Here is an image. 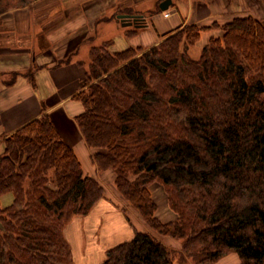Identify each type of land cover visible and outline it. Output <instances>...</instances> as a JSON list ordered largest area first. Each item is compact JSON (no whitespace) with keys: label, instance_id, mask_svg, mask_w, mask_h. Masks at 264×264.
<instances>
[{"label":"trees","instance_id":"obj_1","mask_svg":"<svg viewBox=\"0 0 264 264\" xmlns=\"http://www.w3.org/2000/svg\"><path fill=\"white\" fill-rule=\"evenodd\" d=\"M17 1L26 0H0V17L22 8ZM223 24L199 59L187 49L205 28L191 25L186 39L167 34L141 57L92 44L81 61L77 124L94 164L115 173V189L149 228L108 249L102 264H174L156 234L182 241L201 264L227 251L264 264V21ZM1 143L0 264H74L65 229L106 198L105 186L48 114ZM154 184L175 219L156 216Z\"/></svg>","mask_w":264,"mask_h":264},{"label":"crops","instance_id":"obj_2","mask_svg":"<svg viewBox=\"0 0 264 264\" xmlns=\"http://www.w3.org/2000/svg\"><path fill=\"white\" fill-rule=\"evenodd\" d=\"M197 1V9L209 11L205 19L195 15L198 24L211 19L224 23L229 21L226 14L228 11H217L215 3L212 4V11L207 0ZM223 3L225 7L231 5L229 0ZM194 11L197 12L191 7L192 15ZM188 13L185 16L183 13L174 16L171 13L167 21L154 20L157 25L163 26V30H167L181 25L183 17L189 18ZM172 17L175 20H171ZM16 19L15 23L8 25L6 21L9 18H1L8 26L0 28V140L40 118L42 114H48L64 141L76 151L84 172L96 176L92 169L95 165L87 161L85 153L89 147L76 121V117L84 111L82 102L75 99V96L83 90L86 66L81 63L85 59H80L75 53L82 49L85 41L80 40L74 46L70 44L72 42H64L63 50L60 46L62 44L54 45L52 39L49 40L42 29H36L29 19L25 27ZM144 20L140 21L144 23L143 28H136L147 32L150 26ZM9 76L12 77L8 79ZM112 202L107 198L102 199L89 215L75 217L66 227L65 236L72 247L76 264L78 261L102 264L108 249L130 241L135 235V229L141 230L129 213Z\"/></svg>","mask_w":264,"mask_h":264},{"label":"rangeland","instance_id":"obj_3","mask_svg":"<svg viewBox=\"0 0 264 264\" xmlns=\"http://www.w3.org/2000/svg\"><path fill=\"white\" fill-rule=\"evenodd\" d=\"M162 1L164 0H26L24 3L17 1L15 2V6L23 7L10 10L14 8V5H12V7L9 8L10 12L0 17V28L5 25V21L1 20V18L4 17L9 18V20L6 21L8 25L15 23L14 20L17 18L16 21L20 22L24 27L26 20L29 19V21L33 22L36 29L40 31L43 30L42 33L45 34L49 40L52 39L51 42H53L54 45L62 44L60 46H62L63 50L65 49L63 45L64 42H72L70 44L73 46L80 40L87 42L83 45L78 54L82 60H87L89 58L88 52L92 44L94 46H109L112 52H122L128 48H133L135 55L141 57L144 52L165 42L167 34L172 35L177 32H183V38L186 39L191 25H196L198 28L200 26L205 28V30H201L200 38L195 40V43L190 45L187 49V53L191 58L199 59L202 55L203 47L208 44L210 37H217L223 34L221 28L224 25L223 21L211 19L204 22V24H198L195 21L196 14L200 18L205 19V15L209 12L197 9L199 5L197 4V0H195L196 2H194V0H172L171 9L169 8L170 12L169 9L165 11L160 9L159 3ZM207 1L211 5L210 9L212 11L214 8H212V4L214 3L217 6L215 8L217 11H228L226 14L229 21L236 16L246 15H252L264 21V0H229L232 6L228 5L226 7L225 3H223L224 0ZM191 7L192 10H194V8L197 10V12L194 11V15L191 14ZM187 12H189V18L183 17L182 24L179 26L163 30V26L156 24L158 20L167 21L171 13L173 16L176 13H183V16H185ZM124 13L145 18L144 21L148 22V26H150L148 31H150L145 32V29L123 26L118 16ZM230 14H232V16H230ZM159 15L161 16L157 17ZM18 16H20L19 19ZM154 19H156V21ZM173 19L175 20V18L172 17L171 20ZM8 25L6 24L5 27ZM90 39H93V43H89ZM70 47L68 49H70ZM11 77L12 76H9L8 79ZM97 120H102V118H97ZM1 142L2 140H0V153L4 149V145ZM75 145L78 146V144ZM93 153L90 147L89 149L87 148L85 155H87L86 158L88 163L92 162L94 164L92 159ZM92 169L96 172V176L94 174L92 177L100 180L105 186L106 198L109 201H113L112 203L121 208L124 212L129 213L139 229L143 231L148 230L149 228L140 214L134 210L115 189V173L111 170L101 172L96 165ZM150 191L158 207L156 216L163 222L175 219V214L170 208L166 188L160 184H154L151 186ZM9 201L10 197L7 196L4 198V202ZM156 236H158V239L173 252L175 256L174 264H201L193 257H189L184 253L182 241L174 240L169 237H161L158 234H156ZM66 240L68 241L67 238ZM68 243L70 244L69 241ZM240 263L241 260L236 252L227 251L225 255L209 264ZM74 264H76L75 259ZM77 264L88 263L78 261Z\"/></svg>","mask_w":264,"mask_h":264},{"label":"water","instance_id":"obj_4","mask_svg":"<svg viewBox=\"0 0 264 264\" xmlns=\"http://www.w3.org/2000/svg\"><path fill=\"white\" fill-rule=\"evenodd\" d=\"M172 3H173L172 0H164L160 3L159 7L162 11H165V10H168L170 8ZM118 18L122 21L123 26L140 27L137 25V23H139V20L141 19L140 16L122 14V15H119Z\"/></svg>","mask_w":264,"mask_h":264}]
</instances>
